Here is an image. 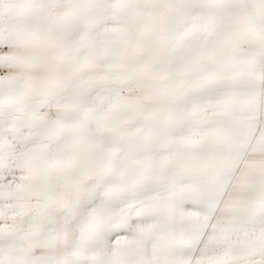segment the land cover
Listing matches in <instances>:
<instances>
[{"label": "snow or ice", "instance_id": "6c2138e0", "mask_svg": "<svg viewBox=\"0 0 264 264\" xmlns=\"http://www.w3.org/2000/svg\"><path fill=\"white\" fill-rule=\"evenodd\" d=\"M0 264H264V0H0Z\"/></svg>", "mask_w": 264, "mask_h": 264}]
</instances>
